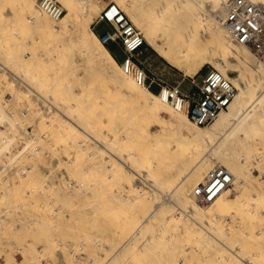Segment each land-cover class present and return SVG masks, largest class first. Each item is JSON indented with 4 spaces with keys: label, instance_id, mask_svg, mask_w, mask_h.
Masks as SVG:
<instances>
[{
    "label": "rangeland",
    "instance_id": "obj_1",
    "mask_svg": "<svg viewBox=\"0 0 264 264\" xmlns=\"http://www.w3.org/2000/svg\"><path fill=\"white\" fill-rule=\"evenodd\" d=\"M58 1L64 9L63 16L66 6ZM70 1L78 10L91 2L96 5L83 18L93 32L102 9L116 3ZM117 1L136 28L139 29L128 15L126 4L172 38L180 35L179 30L201 32L196 17L220 27L214 13L194 8L185 0ZM36 3L40 5L39 0ZM28 8L26 0H0V62L7 64V69L0 67V264H101L115 244L131 233L156 196H168L169 182L181 168L173 167L175 159L160 154L169 146L168 140L161 150H148L154 146L150 142L154 132L144 124L147 116L133 97L135 92L118 86L107 74L92 67L91 59L78 43L77 35L86 30L84 25L79 29L73 19L70 27L48 36ZM173 8L178 9L180 18ZM160 11H164L161 18ZM45 14L50 16L46 11ZM205 39L207 45L213 44ZM137 58L150 82L148 89L155 94L164 86L178 87L182 95L190 94L204 72L213 67L205 64L189 77L146 43ZM117 62L121 69L120 61ZM21 68L31 74L34 85L39 78L44 82L40 89L31 84L41 96L10 73L15 71L21 76ZM261 69L264 72L262 66ZM231 83L237 91L236 84ZM45 99L63 112L71 105V115H67L82 118L81 127L93 137L100 140L101 135L111 133L113 136L106 141H116L120 159L123 153L130 152L134 158L132 169L155 184V196L145 199L146 189L140 188L143 182L133 170L113 169L116 160L99 150L88 136L71 129ZM43 105L48 108L42 110ZM160 115L163 121L170 116L167 111ZM212 123L202 127L208 128ZM114 135L121 137L117 141ZM223 150L222 158L208 160L211 167L205 166L189 189L191 193L208 170L216 164L224 166L223 160H229L237 165L239 177L228 186L220 205L209 210L211 206L195 199L205 216L186 222L176 215L178 210L172 203L175 198L168 196L169 208L152 220L141 239L125 254L118 253L114 264H237L238 256L253 264H264V105ZM191 152L177 155L176 165L193 162L195 155ZM154 157L158 160L152 164L150 177L139 166L150 164L149 159ZM108 158L110 166L104 165Z\"/></svg>",
    "mask_w": 264,
    "mask_h": 264
},
{
    "label": "bare ground",
    "instance_id": "obj_2",
    "mask_svg": "<svg viewBox=\"0 0 264 264\" xmlns=\"http://www.w3.org/2000/svg\"><path fill=\"white\" fill-rule=\"evenodd\" d=\"M54 1H56L60 5L61 10L64 11L60 2L58 0ZM61 1L66 6V14L63 16L62 14L57 16L56 14H52L47 11L41 4L42 0H39L40 5L36 3V0H26V4L29 7L28 9H30V11L34 14L37 23L45 28L46 35L48 36L56 35L59 31L65 30L70 27L72 23L71 20L73 19H76V21H74V24L79 29L82 25H84L86 30L78 33V43L82 51L91 59V63L93 65L92 67L103 73L104 76L107 74L109 78L113 79V81L118 84V86L135 92L133 94V97L135 98L136 102L139 103V106L147 116V120L144 122V124L151 126V130L152 132H154V135H152L150 138V142H153L154 146H150V148L147 147L148 150L152 148L155 152H157L159 149H162L161 146L163 142L168 140L169 146L164 150L162 149L160 154L166 155L169 160H178V157L176 156L180 155L181 152H184V154L186 155H188V153H190L191 151L194 153L195 156H193V162H187L185 165L183 164L182 167H179L182 164H180L179 166L176 165L179 164L176 163L177 160L176 162L175 160L173 161L175 163V166L173 165V167L181 168V171H179L180 173L174 178V180L169 182L167 195L173 196L175 198L176 202L173 201L172 203H175L178 210L176 215H178L186 222H188L189 219L194 220L195 218H204L205 212H203L202 209L195 204L196 201L194 200L196 199L201 204H208L206 205V207L211 206L209 207V210H214V207L216 208L220 205L219 202L222 201L221 197L228 187L209 200L205 199L201 195H197L195 193L196 187H198L200 183L205 181L207 174L211 170L215 169L218 166H220L226 173H228L230 185L239 177V171L236 169L238 167L236 164L230 162L229 160H223L224 166L222 164H216L213 168L208 170L206 174H204L205 176L202 178V180L194 185V187L192 188V192L190 193L189 189L195 181H193V179H195V176L201 173V170L205 168V166L211 167V163H208V160H213L214 158L219 159L224 156L223 148L225 144L229 140L234 139L235 136L246 125L249 124L250 118L252 117L254 112H259L260 107L264 105V72L261 69V66L264 69V59L261 56V54H264V51L262 50L260 54L248 42L240 41L239 39L233 37L232 33L230 32V28L225 23V7H227L228 3L231 0H224L223 4H220L221 7L219 8V10H216L217 12H213V10L221 0H185V2H187L194 8L197 7L210 14L214 13L212 15L220 27L214 25V23H212L211 21L204 22L196 17L195 20L200 22L202 31L198 32L196 29H186L182 31L179 30L180 35L175 38H172L171 35L167 33H161L159 28L151 25V21H146L139 15V13L135 12L131 4H126L127 13L140 30L136 28L127 18V16L122 12L121 8H119V6L116 4L118 3L121 6L120 2L117 0L115 1V4H107L99 14V20L106 22L110 26L111 30L107 32L109 34L113 33L114 29L112 24L115 23L116 18H118L119 20L122 16H124L136 30H138L139 32H143V35L140 32L143 39V45L141 46L140 50L146 43L168 64L178 68L185 75L192 77L199 69H201L202 66H204L205 64H209L213 67H210L207 70L214 69L215 71L219 72L232 86L233 84L231 83V81L236 84L237 91L233 86L234 95L232 100L228 103L227 108L219 112V115H216V119L214 118L215 120L213 119L211 121L213 123L208 128L202 127L205 125L196 124L190 118L188 114V100L181 98L178 95H174L172 98L169 97V92L165 86L159 90L158 94H155L153 91L148 89L150 87V83L149 85L148 81L144 83L143 74L139 72L138 69H135L134 65L131 69L125 70V66L123 64L121 65L120 69L118 62L113 58L104 44L114 43L122 50L121 45L117 44L114 41H102L101 36L106 32L100 34L98 38L89 27L86 20L83 19L87 14L93 12V10L96 9V5L94 3L91 2L92 4L89 3L87 6L81 7V9L78 10L70 0ZM245 1H249L264 8V6H262L264 5V0ZM179 4L177 6H179ZM40 7L44 11L40 9ZM45 11L51 17L46 15ZM172 11H174V14H177V17L180 18V14L177 12L178 9L173 8ZM160 12L161 15H158V17L161 18L163 17L164 11ZM108 20H110L111 22ZM56 21L57 23H55ZM220 28H223V30L236 42L231 41V39L227 37V35L223 31H221ZM205 38H209V41L213 44L207 45L205 43ZM199 41L202 42V44H200ZM246 46L251 49L253 54L258 58L259 62L256 60V58L250 55ZM122 52L124 57V51L122 50ZM9 66L10 65H8V68ZM0 67L7 69V64L5 65V63L0 62ZM20 70H22L23 75L21 76L23 78L19 75V73L16 74L15 71L13 72L10 70V73L16 78V80L20 82V84H24L32 92H34L38 96H41V93L38 92V89L42 88L45 85L44 82H42L39 78V82L35 80L36 82L34 85L31 80V74L26 72L25 68H21ZM129 76H132L133 79ZM31 84H33L38 89L36 90L34 86H31ZM45 100L47 102L46 104H49L50 108L61 114V118L64 120V122H66V124H68V126H70L71 129L77 130L78 132H81L88 136L87 138L92 140L94 144L98 146L99 150L106 152L108 156H111L114 158V160H116L117 164L114 165L113 169H132L131 166H134V158L130 154V152L126 155L125 153H123V159H120L117 156V153H119V148L117 145H115L116 141H106L107 137L109 138L113 136L111 133H108L107 136L101 135V138L99 140L81 127L82 118L80 120L74 116H68L71 115V105L67 106L66 111L63 112L59 108V106L57 107L47 99ZM47 106L43 105L42 110L47 109ZM164 111H167L170 116L168 120L163 121L160 113ZM85 120H83V122H85ZM115 137L117 138L115 140L118 141L121 135H117ZM28 138L29 137H27V139ZM30 141L31 140L29 139V142ZM22 149L24 150V148ZM182 156L179 157L182 159ZM156 160H158L157 157L149 159V162L151 163L146 166H139V170L144 172V174L146 175L149 174L151 177V169L153 167L152 164L155 163ZM104 165L110 166L109 158L105 161ZM133 173L138 177V179L142 180L143 184L141 183L142 185H140V188L143 187L146 189L144 191H146L145 193L147 195L144 197L145 199L149 200L154 195V191L152 192V190L158 191V188L155 186V184L153 185V183L142 177L137 171L133 170ZM164 194L165 193H161V197L158 198L156 196L154 203L147 209V212H145V215H143V217L133 228L131 233L115 244L114 249L112 248L113 251L107 254L104 260L102 259L103 261L101 262V264H114L118 253L121 252L119 256L125 254V252H127V250L131 248L134 242L141 239L143 232L148 228L152 220H154L155 217H157L165 209L167 210V208H169V201L166 200L169 197H165ZM237 262V264H253V262L249 261L246 257L239 256L237 257Z\"/></svg>",
    "mask_w": 264,
    "mask_h": 264
},
{
    "label": "built area",
    "instance_id": "obj_3",
    "mask_svg": "<svg viewBox=\"0 0 264 264\" xmlns=\"http://www.w3.org/2000/svg\"><path fill=\"white\" fill-rule=\"evenodd\" d=\"M41 4L47 11L57 16L63 12L54 0H42ZM225 9V23L233 37L248 42L261 54V51H264V8L245 0H231ZM112 26L113 33L102 34V41L120 44L125 54L121 65L124 64L125 70L131 69L134 65L135 69L143 74V81L146 83V72L137 58L143 45L140 32L124 16L119 20L116 18ZM261 56L264 59V54ZM167 90L171 98L178 95L188 100V114L200 125L209 124L219 112L225 110L234 95V87L214 69L205 71L200 83L190 95H182L177 87H168ZM229 183L228 173L218 166L207 174L205 181L196 187L195 193L209 200L225 190Z\"/></svg>",
    "mask_w": 264,
    "mask_h": 264
},
{
    "label": "crops",
    "instance_id": "obj_4",
    "mask_svg": "<svg viewBox=\"0 0 264 264\" xmlns=\"http://www.w3.org/2000/svg\"><path fill=\"white\" fill-rule=\"evenodd\" d=\"M110 30H111L110 26L104 21L99 20L97 24H95L94 26V32L98 36L102 34L103 32H108ZM105 47L107 48V50L110 52V54L113 56V58L116 61H121L123 57V52L119 46H117L114 43H108L105 45Z\"/></svg>",
    "mask_w": 264,
    "mask_h": 264
}]
</instances>
